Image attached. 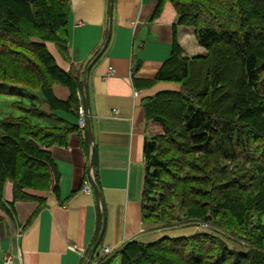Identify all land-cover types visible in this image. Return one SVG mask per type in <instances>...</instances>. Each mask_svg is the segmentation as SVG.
Here are the masks:
<instances>
[{"label": "crops", "instance_id": "1", "mask_svg": "<svg viewBox=\"0 0 264 264\" xmlns=\"http://www.w3.org/2000/svg\"><path fill=\"white\" fill-rule=\"evenodd\" d=\"M68 5L65 51L52 43L45 47L60 70L82 82V97L78 89L69 108L53 109L39 93L29 92L33 98L26 100L50 116L52 122L44 120V128L76 126L75 110L82 104L88 113L86 130L71 132L66 147L49 149L58 178L56 192L31 193L38 200L15 202L11 217L0 211V264H6L7 255L13 257L10 264H85L97 238L101 211L103 232L93 255L103 247L117 252L129 242L158 240L142 211V149L148 137L143 106L154 95L174 89L173 83L153 80L175 44L187 58L205 52L196 44L193 29L178 25L176 11L167 0H112L111 4L68 0ZM70 94L59 84L52 87L60 103H68ZM85 138L90 143L88 154L80 144ZM90 169L98 195L93 184L91 193L82 191ZM12 197L8 182L3 199L11 202Z\"/></svg>", "mask_w": 264, "mask_h": 264}, {"label": "trees", "instance_id": "2", "mask_svg": "<svg viewBox=\"0 0 264 264\" xmlns=\"http://www.w3.org/2000/svg\"><path fill=\"white\" fill-rule=\"evenodd\" d=\"M167 1L176 11L178 25L193 29L196 44L205 54L187 58L179 45L173 46L171 56L158 70L153 82L173 83L180 87V91L160 92L149 98L143 106L145 119L159 124L166 138L173 141L180 133L177 131L181 130V139L185 141L181 148L183 153L190 154V149L195 153L204 151L223 161L233 162L237 160L239 152L248 150L253 138L250 130L235 122L239 113L233 112L234 120L230 117L218 120L217 107L212 102H203L204 109H210V113L209 110L188 104L186 101L189 99H184L183 94L186 95L188 91L204 92L205 98L211 89L216 90L222 84L231 86L233 82L229 81L235 71L237 78L234 83L243 80V86H247L250 91L259 90L264 80V0ZM68 12V0H0V95L30 100L33 97L28 96V92L36 90L52 109L69 108L76 102V90L83 92L82 82L60 70L45 47L46 43H52L59 50L65 51ZM231 65L235 66L234 70L233 67L230 68ZM137 68L138 65L134 69ZM12 70L24 72L26 79L11 72ZM55 84L70 90L68 103H60L53 97L52 87ZM27 85L34 86V89ZM27 88L30 90H26ZM16 108L23 110L30 118L52 122L50 116L40 112L34 103L28 107L18 105ZM236 109L238 108L234 107ZM223 110L222 108L219 112ZM253 112L258 114L257 119L264 113L255 108ZM29 117L0 120V211L7 217H11L10 207L15 202L38 200L31 193H42L50 189L57 191L58 178L49 149L53 146L66 147L68 135L78 131L76 126L67 123L59 127H40L33 125ZM170 118L173 121L168 122ZM170 125L179 127V130H169ZM262 138L264 143V137ZM80 144L88 154L89 139L81 140ZM158 150L157 137L144 139L142 211L147 223L150 216H153L149 203L154 202L153 191L163 167L158 159ZM90 160L91 164L95 161L93 154ZM8 182L12 185L11 202L3 199L4 185ZM146 202L148 206L145 208ZM97 217L99 231L92 247L95 243L98 242V246L100 243L103 211ZM164 241L160 239L149 244L129 242L114 252V255L111 254L112 257L100 258L99 264H108L117 258L121 259L122 264H135L139 258H146L149 253L159 254ZM176 243L186 245L184 241ZM130 248H134L132 254H129ZM176 255L181 257L183 253L179 249ZM155 264L169 262L157 261Z\"/></svg>", "mask_w": 264, "mask_h": 264}, {"label": "rangeland", "instance_id": "3", "mask_svg": "<svg viewBox=\"0 0 264 264\" xmlns=\"http://www.w3.org/2000/svg\"><path fill=\"white\" fill-rule=\"evenodd\" d=\"M9 52L12 53L11 47ZM232 67L234 70L235 66ZM11 72L26 79L24 72ZM235 72L229 81L233 82L231 86L222 84L216 90L211 89L205 98L204 92L196 91H188L183 96L189 99L188 104L199 109H204L203 102H212L217 107L218 120L229 117L234 120L233 112L239 113L235 122L250 130L253 138L248 150L238 153L237 160L223 161L216 155L204 151L195 153L191 149L190 154L183 153L181 148L185 141L181 139L183 133L179 127L170 125L169 130L180 132L173 141L166 138L159 124L146 120L148 138H158V159L163 163L153 191L154 202H148L153 215L148 224L155 228L154 236L165 241L159 254L149 253L135 264H155L157 261H168L169 264H264V113L257 119L258 114L253 112L254 108L264 112V80L259 90L250 91L243 86V80L234 83ZM174 85L171 92H179L180 87ZM27 86L34 89L36 85ZM29 92L38 95L36 90ZM27 102L16 96L0 95V120L23 118L24 111H19L16 106L28 107ZM234 107L238 109L234 110ZM222 108L224 110L219 112ZM30 119L33 125L46 126L41 120L38 124L36 118ZM170 120L172 118L167 121ZM147 206V202L144 203V207ZM178 241H184L186 245H177ZM179 249L183 253L181 257L176 255ZM133 250L130 248L129 254ZM102 257L100 254L87 257L85 264H99ZM108 264H122V261L117 258Z\"/></svg>", "mask_w": 264, "mask_h": 264}, {"label": "built area", "instance_id": "4", "mask_svg": "<svg viewBox=\"0 0 264 264\" xmlns=\"http://www.w3.org/2000/svg\"><path fill=\"white\" fill-rule=\"evenodd\" d=\"M109 74H112V71L109 70ZM76 119H77V129L78 131L82 132L84 130H86V126H87V122H88V113L86 112L84 106L78 105L76 111ZM92 184L95 186V176L93 174V171L90 169L89 171V176H88V180L84 181L83 186H82V191L89 194L92 192ZM114 251L111 250L110 248L107 247H103L100 250V255L105 257V256H109L111 254H113ZM4 263L6 264H10L13 262V257L10 255H7L3 258Z\"/></svg>", "mask_w": 264, "mask_h": 264}, {"label": "water", "instance_id": "5", "mask_svg": "<svg viewBox=\"0 0 264 264\" xmlns=\"http://www.w3.org/2000/svg\"><path fill=\"white\" fill-rule=\"evenodd\" d=\"M111 3H112V0H109V4H111ZM109 18H111V11H109ZM109 30H110V29H109ZM108 38H109V31H108V35H107V40H108ZM85 86H86V84H85V82H84V88H85ZM89 138H90V140H91V136H90V135H89ZM91 141H92V140H91ZM94 191H95L96 194L98 195V190H97L96 186L94 187ZM103 225H104V219H103ZM97 247H98V242L95 243V245L92 247V249H91L90 252H89V256H88V257H91V256L94 254V252L96 251Z\"/></svg>", "mask_w": 264, "mask_h": 264}]
</instances>
